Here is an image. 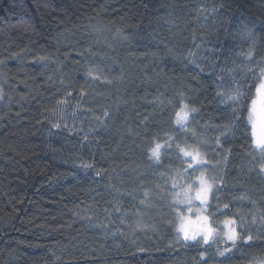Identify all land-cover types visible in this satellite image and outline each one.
Wrapping results in <instances>:
<instances>
[{"label": "trees", "instance_id": "obj_1", "mask_svg": "<svg viewBox=\"0 0 264 264\" xmlns=\"http://www.w3.org/2000/svg\"><path fill=\"white\" fill-rule=\"evenodd\" d=\"M216 2L0 0V264L200 261L203 249L175 242L176 232L168 223L172 214L161 198L166 194L156 195V185L172 169L187 167L176 158V142L183 144L187 135L192 143L191 133L173 123L179 93L199 109L195 126L207 141L200 144L209 160L205 167H215L226 181L221 201H232L231 212L239 209L249 219V210L264 212V177L258 167L249 170L255 163L248 155L250 134L237 121L241 126L234 134L222 136L220 147L215 144L231 112L216 95L217 86L230 80L216 79L219 68L214 70L225 63L224 57L244 58L249 42L235 35L244 23L254 26L255 55L264 57V0H226L227 10H218L220 19L211 12L207 18L203 12L197 16L199 7L211 9ZM189 52L196 53L204 71L189 63ZM40 56L49 60L34 62ZM89 68L112 83L91 79ZM236 79L244 83L239 69ZM64 98L68 103L59 105ZM105 108L112 114L111 128L94 133L99 144L93 140L89 145L82 137L96 124L94 114L102 116ZM61 109H66L69 128L83 131L69 134L62 128L50 134L49 121L58 119L52 112ZM169 136L176 138L172 148L165 144L162 151L171 155L152 164L147 149L153 137L165 143ZM81 159L107 172L97 177L91 169L75 167L73 161ZM146 189L151 190L152 207L139 203ZM241 192L256 206L233 200ZM138 220L149 227L135 228ZM248 228L255 233L260 224ZM259 253V248L241 244L229 254L230 264H248ZM214 254L215 247L208 251L209 264L221 259Z\"/></svg>", "mask_w": 264, "mask_h": 264}, {"label": "snow or ice", "instance_id": "obj_2", "mask_svg": "<svg viewBox=\"0 0 264 264\" xmlns=\"http://www.w3.org/2000/svg\"><path fill=\"white\" fill-rule=\"evenodd\" d=\"M219 9H226V0H218L213 4V7L209 9L206 5L199 7L197 10V16L201 12L205 13V18L209 12L216 13L215 19H220L223 13L218 12ZM236 36L242 40L249 42V49L246 53H243V59L237 61L224 57L225 63L220 66H214L219 68V74L216 79L220 81L230 80V83H221L217 86L216 95L220 98L219 103L224 105L227 110L231 112L228 123L221 126L219 135L215 137V144L217 147L221 146V137L227 136L229 133L234 134V129L241 126L240 121L244 127L245 133L250 134L248 155L251 156L252 163L250 171L259 169L258 174H264V57L257 58L255 55V43L256 33L255 28L249 27L247 23L241 24L236 29ZM121 40H128L127 36L120 35ZM197 48L200 45H196ZM171 53V49L168 50ZM195 52H189V63L195 64L197 67L204 71V68L197 63L194 57ZM49 60L47 56H40L34 62L44 63ZM2 63V61H0ZM230 65H237V67H231ZM45 63V67H46ZM241 74V79L244 83H240L236 79L237 70ZM87 76L93 80H101V76L98 75L94 68L87 70ZM123 79L122 77L120 78ZM102 82L112 83L107 77H103ZM86 93L81 90L80 95L84 96ZM72 92L68 91L67 96H71ZM181 99L178 101V110L175 111L173 123L176 127L184 132L191 133L192 143H189V137L186 135L183 138V144L180 142L175 143V148L178 150L177 159L180 160L181 165L187 167H178L172 169L167 174V179L163 181V184H157L156 187L159 192L156 194L160 196V193L166 195L161 197L167 200V207L172 214L168 223L171 224L176 232L175 242L183 247H193L203 249L199 251L200 261L196 264H209L207 254L209 249L215 247V256L221 259L215 261V264H230V253L233 250H239L241 244L247 245L248 248H259L260 253L252 255L248 259V264H264V243L256 244L255 241L264 239V212H260L259 215L249 210L251 219L246 216L240 215L239 209L235 213L231 212L232 201L223 202L220 199L221 190L226 187V181L223 175H216V169H208L205 167L209 164V160L206 158V152L201 151L200 144L206 143L203 139V134L197 131L195 126L196 116L199 109L183 99V93H179ZM4 92L0 89V99H3ZM59 105H66L68 100L66 98L57 101ZM163 103V101H161ZM171 103V101H169ZM80 105L77 104L71 115L75 117L76 109H79ZM66 109H61L59 114L56 110H53L52 116L58 119L50 120L51 125L49 132L52 134V129H67L69 134L83 131L82 128L77 129L75 126L69 128V125L65 119L64 112ZM95 125H91L88 131L83 135L82 140L89 145L95 140L99 144V139L94 133H98L101 130L109 131L111 125L109 121L112 119V114L109 109L105 108L103 114L95 115ZM205 130L207 125L204 126ZM174 136H169L168 141L165 143L159 142L153 137V143L147 149V159L152 164L159 165L162 163V157L166 154L162 151L165 144L168 148H172V142L175 141ZM53 151H57L53 149ZM227 160V156L224 158ZM75 167L82 168L85 172L93 170L97 177L107 172L104 168H95L91 162H86L83 159L79 164L73 161ZM191 170V171H189ZM113 171H115L113 169ZM213 174L209 175V172ZM166 174L161 173L164 177ZM111 179V177H109ZM168 187L167 185H169ZM151 190L146 189L143 191V198L139 203L145 207H152ZM170 197L171 199H168ZM233 200H239L241 202L247 201L249 204L256 206V201L252 199L247 193L241 192L239 195H234ZM264 208V205L260 206ZM115 211L121 212V208L114 205ZM228 210V211H225ZM108 212V209H105ZM127 213L124 212L123 215ZM79 215V213H77ZM136 215L140 216V211L136 212ZM121 223L124 222L123 216H121ZM260 224V229L255 233L248 228L249 224ZM106 227V226H105ZM149 225L144 224L142 220H138L135 228L147 229ZM151 227H155L152 225ZM116 233L113 232V235ZM224 245V247H221Z\"/></svg>", "mask_w": 264, "mask_h": 264}, {"label": "rangeland", "instance_id": "obj_3", "mask_svg": "<svg viewBox=\"0 0 264 264\" xmlns=\"http://www.w3.org/2000/svg\"><path fill=\"white\" fill-rule=\"evenodd\" d=\"M0 89H1V86H0ZM1 101H2V99H0V103H1ZM175 125V124H174ZM175 127H176V125H175ZM263 175V177H264V174H262Z\"/></svg>", "mask_w": 264, "mask_h": 264}]
</instances>
